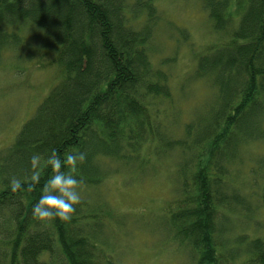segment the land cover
Instances as JSON below:
<instances>
[{
    "label": "trees",
    "instance_id": "obj_1",
    "mask_svg": "<svg viewBox=\"0 0 264 264\" xmlns=\"http://www.w3.org/2000/svg\"><path fill=\"white\" fill-rule=\"evenodd\" d=\"M203 7L226 40L197 57L190 80L206 83L213 95L184 119L166 60L155 67L147 53L159 21L150 1L134 2L128 13L126 0H0V56L25 63L39 55L40 69L59 74L0 151V264H116L108 235L122 218L105 201L92 205L89 191L113 176L154 175L164 159L174 167L175 186L162 226L177 250L190 254L191 264H264L262 238L232 224L261 215L264 187L258 197L244 195L228 179L245 146L264 144V0H203ZM52 149L62 159L86 156L72 173L81 201L69 222H41L32 213L53 174L46 164ZM33 154L41 156L37 169ZM256 163L250 173L262 181L264 156ZM33 175L39 182L29 191ZM12 178L23 185L15 193Z\"/></svg>",
    "mask_w": 264,
    "mask_h": 264
},
{
    "label": "rangeland",
    "instance_id": "obj_2",
    "mask_svg": "<svg viewBox=\"0 0 264 264\" xmlns=\"http://www.w3.org/2000/svg\"><path fill=\"white\" fill-rule=\"evenodd\" d=\"M126 1L128 13L134 2L150 1L160 16L147 45V53L155 67L166 60L164 68L171 76L173 97L178 101L183 118L190 119L213 95L206 83L190 80L197 56L205 53L209 46L222 45L226 40L225 35L213 31L203 0ZM22 61L8 52L0 56V151L14 142L23 124L32 117L37 106L59 80L56 68L40 69L39 55L28 62ZM261 156H264V144L245 146L242 165H233L229 169L228 179L244 188L240 191L244 195L252 191L258 197L263 190L264 176L259 181V175H252L258 168L256 159ZM173 168L170 160L164 159L154 175L138 181L126 175L113 176L100 187L89 191L92 205H102L105 201L109 209L122 218V224L113 225L115 235H108L109 243H114L110 254H113L116 264L193 262L190 254L177 250L162 226L163 209L174 197ZM252 180H256L254 187ZM94 191L97 193L93 194ZM236 221L249 227L245 230L247 233L253 231L264 241V231H254L252 226L254 222L264 225V211L248 225L241 216L234 219L232 224H236ZM235 234L236 231L229 237L233 239Z\"/></svg>",
    "mask_w": 264,
    "mask_h": 264
},
{
    "label": "clouds",
    "instance_id": "obj_3",
    "mask_svg": "<svg viewBox=\"0 0 264 264\" xmlns=\"http://www.w3.org/2000/svg\"><path fill=\"white\" fill-rule=\"evenodd\" d=\"M86 159L84 153H66L61 158L56 149H52L47 157L46 164L51 166L53 174L46 181L39 200L33 205L32 213L34 218L41 222H46L53 218H59L62 222H69L75 212L74 205L81 201V194L78 187L81 181L76 178L74 173L78 162L82 163ZM41 165L40 154L31 156V166L37 169ZM67 166V168H66ZM39 182L37 175L32 176V184L28 185V190ZM21 180L12 178L10 188L12 192L22 189Z\"/></svg>",
    "mask_w": 264,
    "mask_h": 264
}]
</instances>
